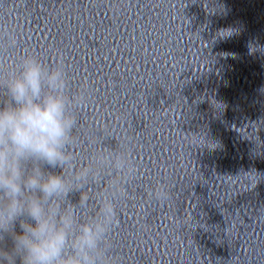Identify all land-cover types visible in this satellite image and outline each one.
<instances>
[{"label":"clouds","instance_id":"1","mask_svg":"<svg viewBox=\"0 0 264 264\" xmlns=\"http://www.w3.org/2000/svg\"><path fill=\"white\" fill-rule=\"evenodd\" d=\"M0 87V241L11 239L10 247L0 246V264H112L108 235L119 222L116 202L137 168L119 143L100 148L94 166L77 162L74 131L87 85L70 92L63 63L45 65L26 54L0 76ZM104 168L112 171L107 179ZM97 184L103 187L93 199L89 189ZM77 192L73 203L69 195ZM151 195L169 198L162 186ZM92 200L94 211L81 219L79 209Z\"/></svg>","mask_w":264,"mask_h":264}]
</instances>
